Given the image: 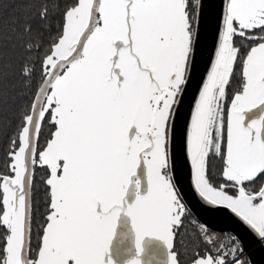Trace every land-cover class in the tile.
<instances>
[{
    "label": "snow or ice",
    "instance_id": "obj_1",
    "mask_svg": "<svg viewBox=\"0 0 264 264\" xmlns=\"http://www.w3.org/2000/svg\"><path fill=\"white\" fill-rule=\"evenodd\" d=\"M199 29L194 0H76L65 11L62 35L40 58L41 83L12 141L11 175L0 176V226L8 232L0 264H115L110 246L122 213L131 218L138 255L147 236L172 249L185 205L171 174V146ZM256 31L264 33V0H226L186 150L199 196L264 237V186L249 187L264 175V114L247 124L244 115L264 106V35H248ZM237 37L260 42L242 56ZM46 124L54 131L41 146ZM210 156L223 160L234 194L213 183ZM142 163L148 190L140 194L137 180L129 203ZM37 167L48 169L50 202L33 258L30 187ZM226 255H197L193 264H227ZM170 264H178L171 253Z\"/></svg>",
    "mask_w": 264,
    "mask_h": 264
},
{
    "label": "trees",
    "instance_id": "obj_2",
    "mask_svg": "<svg viewBox=\"0 0 264 264\" xmlns=\"http://www.w3.org/2000/svg\"><path fill=\"white\" fill-rule=\"evenodd\" d=\"M76 0H0V176L11 175L9 153L16 138L20 120L32 103L33 94L41 83L40 58L48 54L63 31L64 13L74 6ZM197 0H194L196 6ZM46 10V15H45ZM31 31H28V29ZM256 33H261L256 31ZM236 43L239 46L238 39ZM247 49L244 54L246 55ZM30 75H25V72ZM54 131L46 124L41 131L39 144L43 146ZM48 169L37 167L32 183L31 252L36 254L40 245L42 226L46 223L50 194L45 183ZM263 181L252 182L249 187L258 189ZM2 207V206H0ZM186 221L182 218L175 231L174 250L181 264L213 254H227V264H249L240 242L230 233H225L224 246L219 252L207 247L201 236L196 218L185 207ZM188 216V217H187ZM194 220V222H193ZM8 232L0 226V260ZM242 256L240 261L236 257ZM219 258V257H218Z\"/></svg>",
    "mask_w": 264,
    "mask_h": 264
},
{
    "label": "water",
    "instance_id": "obj_3",
    "mask_svg": "<svg viewBox=\"0 0 264 264\" xmlns=\"http://www.w3.org/2000/svg\"><path fill=\"white\" fill-rule=\"evenodd\" d=\"M225 4L226 0L197 1L196 11L200 20L199 43L195 68L190 73V80L175 118V139L171 146L170 157L171 174L174 176L178 195L200 223L213 231L232 234L240 242L249 264H264V237H260L230 209L211 205L199 196L193 185V166L186 150L187 126L190 122L191 111L214 59ZM263 110L264 106L253 109L248 111V116L257 117ZM136 175L142 178V193H146L148 188L146 165L142 163ZM132 181L127 193L129 202L132 201V196H135L134 178ZM30 203L31 222L32 187H30ZM110 255L115 264H127L134 258H139L142 264H169L170 262V253L166 243L152 236L144 238L143 252L137 254L136 234L131 218L124 213L119 217L116 235L111 242Z\"/></svg>",
    "mask_w": 264,
    "mask_h": 264
},
{
    "label": "flooded vegetation",
    "instance_id": "obj_4",
    "mask_svg": "<svg viewBox=\"0 0 264 264\" xmlns=\"http://www.w3.org/2000/svg\"><path fill=\"white\" fill-rule=\"evenodd\" d=\"M198 1V0H197ZM196 10H197V3H196V6H195ZM248 35L250 36H260V35H264V33H256V32H253V33H249ZM238 39V42H239V47H241V52L244 54V52L247 50V49H250L251 47L253 46H256L260 41L259 40H246V39H242V38H239L237 37ZM239 89V82L237 81L236 83L232 84L230 86V89L228 91V96L224 102V107H225V114L227 115V112L228 110L230 109V104H231V100L233 98V94ZM262 114H264V110L262 111L261 114H258L257 117H253V118H250V116H248V111H246L244 113L245 115V124L249 123L252 119L254 118H259ZM134 131V130H133ZM139 168V167H138ZM209 170H210V175L212 177V181L214 184L216 185H225V187L228 188V190L230 191V193L234 194V189L232 188L231 186V182H228L226 180V178L223 177L222 175V171H223V160L219 157H216V156H210V160H209ZM137 172H138V169H137ZM136 172V174H137ZM137 175L133 176L132 178H134L135 180V184H136V181L139 180L140 181V194H146V193H142L143 192V189H142V178L141 177H136ZM259 181H263V184L262 186H264V175H260L258 176L254 182H259ZM148 190V188H147ZM135 196L133 197L132 196V201L129 202V198H127V195H126V199L128 200L129 203H132L135 201V198H136V188H135ZM129 197H131L129 195ZM180 197V196H179ZM181 199V198H180ZM181 203H183V201L181 200ZM184 204V203H183ZM185 205V204H184ZM186 207V206H185ZM187 208V207H186ZM188 209V208H187ZM184 215L182 216V218H186V212H185V208H184ZM192 214V213H191ZM193 215V214H192ZM194 216V215H193ZM188 217V216H187ZM195 217V216H194ZM181 218V220H182ZM192 219L194 218H186V221H190V224H192ZM181 222V221H180ZM194 222V220H193ZM196 222L198 224V228L201 230V236L202 238H204V240L207 241V247L208 248H211L213 249V252L214 253H217L219 252L220 248H222L224 246V244L222 243V240L225 237V233L224 232H217V231H213L207 227H205L202 223H200L197 219H196ZM180 224V223H179ZM176 228H177V225L174 227L173 229V232H174V237H173V247H172V250L174 251L175 253V256L177 258V261H178V264H181V262L179 261L178 257H177V254L174 250V245H175V231H176ZM111 247V246H110ZM137 250V249H136ZM170 253V251H169ZM206 255H213V256H217L219 257L218 254H213L211 252H208ZM170 263V262H169ZM188 264H193V262L191 263H188Z\"/></svg>",
    "mask_w": 264,
    "mask_h": 264
},
{
    "label": "rangeland",
    "instance_id": "obj_5",
    "mask_svg": "<svg viewBox=\"0 0 264 264\" xmlns=\"http://www.w3.org/2000/svg\"><path fill=\"white\" fill-rule=\"evenodd\" d=\"M61 35H62V34H61ZM147 237H148V236H147ZM170 253L175 255V253H174V251H173L172 249L170 250ZM34 257H35V256L33 255V258H34ZM138 259H139V258H138ZM240 259H241V256L236 257V258H235V261L238 262V260L240 261ZM169 264H170V263H169Z\"/></svg>",
    "mask_w": 264,
    "mask_h": 264
},
{
    "label": "built area",
    "instance_id": "obj_6",
    "mask_svg": "<svg viewBox=\"0 0 264 264\" xmlns=\"http://www.w3.org/2000/svg\"><path fill=\"white\" fill-rule=\"evenodd\" d=\"M242 257V256H241Z\"/></svg>",
    "mask_w": 264,
    "mask_h": 264
}]
</instances>
